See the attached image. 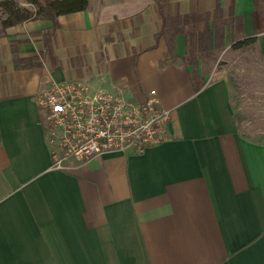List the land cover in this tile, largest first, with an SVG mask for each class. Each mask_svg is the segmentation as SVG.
Wrapping results in <instances>:
<instances>
[{
	"label": "crops",
	"instance_id": "0c3cea01",
	"mask_svg": "<svg viewBox=\"0 0 264 264\" xmlns=\"http://www.w3.org/2000/svg\"><path fill=\"white\" fill-rule=\"evenodd\" d=\"M263 10L88 0L55 29H0V264H264V142L240 133L228 81L206 67L250 37L264 60ZM68 80L137 102L155 90L167 139L53 169L36 100Z\"/></svg>",
	"mask_w": 264,
	"mask_h": 264
},
{
	"label": "built area",
	"instance_id": "2783aa9c",
	"mask_svg": "<svg viewBox=\"0 0 264 264\" xmlns=\"http://www.w3.org/2000/svg\"><path fill=\"white\" fill-rule=\"evenodd\" d=\"M36 102L45 111L56 170L111 152L142 153L168 137L170 110L160 105L155 90L137 102L119 89L68 80L42 90Z\"/></svg>",
	"mask_w": 264,
	"mask_h": 264
},
{
	"label": "rangeland",
	"instance_id": "374dc122",
	"mask_svg": "<svg viewBox=\"0 0 264 264\" xmlns=\"http://www.w3.org/2000/svg\"><path fill=\"white\" fill-rule=\"evenodd\" d=\"M16 2L21 7L34 9L26 0ZM5 16L0 8V21ZM0 29H4L1 24ZM231 46L229 41L221 51L213 52L206 67L214 79L228 81L240 133L248 139L264 142V60L257 46L244 49Z\"/></svg>",
	"mask_w": 264,
	"mask_h": 264
},
{
	"label": "trees",
	"instance_id": "16d2710c",
	"mask_svg": "<svg viewBox=\"0 0 264 264\" xmlns=\"http://www.w3.org/2000/svg\"><path fill=\"white\" fill-rule=\"evenodd\" d=\"M27 3L34 6V9L21 7L15 0H2L0 8L4 11L6 16L1 19V26L7 28L19 23H24L36 19L51 20L53 29L58 26L57 18L61 15H67L79 11H83L88 6V0H26ZM158 9L161 12V1L155 0ZM264 0H255V7L261 8ZM264 13V10H263ZM257 42V37L244 38L236 40L232 48L244 49L254 46Z\"/></svg>",
	"mask_w": 264,
	"mask_h": 264
}]
</instances>
